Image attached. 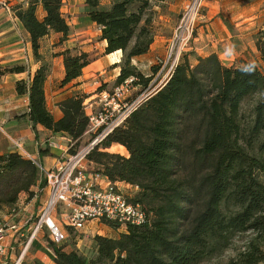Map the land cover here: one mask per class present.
Here are the masks:
<instances>
[{"label": "trees", "instance_id": "16d2710c", "mask_svg": "<svg viewBox=\"0 0 264 264\" xmlns=\"http://www.w3.org/2000/svg\"><path fill=\"white\" fill-rule=\"evenodd\" d=\"M152 1L83 0L82 11L99 28V40L105 41L104 53L121 51L116 86L129 77L130 87H145L150 80L132 59L146 53L153 42L148 12ZM62 5L63 0H17L9 7L40 63L26 79L16 80L15 90L28 97L23 116L35 133L41 125L53 135L65 136L67 151L74 154L88 132L83 105L87 95L74 93L59 100L61 116L54 119L44 91L50 64L40 53L43 36L56 32L61 42L70 33ZM253 41L264 62V27ZM57 55L63 57L61 86L80 76L91 61L87 52L71 53L69 48ZM151 70L155 74L159 68ZM24 71L22 64L0 65V78ZM105 85L97 90H105ZM245 100L250 101L247 122ZM112 144L122 145L128 154L104 150ZM38 153L51 154L47 146ZM87 160L111 181L136 187L131 199L147 218L117 237L94 234L89 256L48 242L55 264H199L220 255L235 234L246 231H252V237L219 264H264V71L256 63L240 60L227 65L215 53L181 54L161 87L96 143ZM45 185L31 160L17 151L0 154V211L13 206L21 193L27 200L36 194L39 204ZM102 222L117 229L111 221Z\"/></svg>", "mask_w": 264, "mask_h": 264}, {"label": "rangeland", "instance_id": "374dc122", "mask_svg": "<svg viewBox=\"0 0 264 264\" xmlns=\"http://www.w3.org/2000/svg\"><path fill=\"white\" fill-rule=\"evenodd\" d=\"M82 1L83 0H63V4L65 5L63 8V14L67 22H70L69 37H67L65 40H62L61 42L60 37H55L54 39L48 38L44 43L46 45L49 44V46H55V48H53L55 49V52H59L64 48H69L71 53L82 51L81 47L84 45H92V50L87 53L89 54L90 58H93L100 55L103 47L99 42V35L96 34L95 27L90 24L87 16H85V13L82 11V6H79ZM190 1L191 0H153L151 2V8L148 12L151 14L153 32L155 36H163L166 39L164 52L157 53L154 56L139 62L137 66H135L136 69L141 72V74H143L145 77H149L150 80L147 82L145 87H143V85H135L130 88H127V86L123 87L121 103L116 109L111 110V120H114L121 114L124 108L123 105L126 104L127 98H130L129 100H134V95V98L146 97L155 89L159 88L166 81V79H168L171 69L177 63L181 54L183 53L195 52L197 55L201 56H203L205 52L209 53L210 50L219 51V53H222V49H228L229 46L232 45L234 47L232 50L247 51L252 59L255 58L253 51H251L252 48L255 51L253 46V37L257 30L261 28L263 23H257L254 16L258 10H261L262 6L264 5V0H202L200 10L198 11L193 23L192 38L185 46L182 47L181 45L174 44L173 36L176 32L177 26L180 23L184 8ZM215 21H217L218 24H216ZM209 22H212V24ZM74 32L79 33L74 34ZM200 33L204 36L201 44H199V41L196 39ZM205 35H208V37L206 38ZM51 42H53L52 45H50ZM203 45L206 46L197 53L196 49ZM48 57H50L49 54ZM120 58L121 57H118V55H114L111 56L110 60H120ZM189 58L191 62H194V57L192 55H189ZM157 59H161L163 62L166 61V64L161 67V64H157ZM47 61L51 62V60ZM234 61L238 62L236 59H234L232 61L223 60V63L230 65V63H234ZM151 66L158 67V72L153 74ZM259 66L262 71H264V62L263 65ZM115 72V70L108 67V69H106L101 75L88 80L90 84L83 87L85 91H82V88L80 89L81 94L93 90L89 93L91 95L90 99L85 100L84 102L88 112L89 109L95 113L101 111L103 102L98 100L97 88L101 84H106V89L104 91H108L111 94L116 87L115 79L117 76L115 75ZM247 101L248 100H245L242 104V111L244 120L246 122L248 121V105L250 104V101ZM96 132L97 131L89 130L83 137V144L80 146V148L86 147L92 140L90 139V136L94 135L95 137ZM51 140L66 147L69 144V141L64 139L60 140V138H53ZM61 149H63L62 146L53 147L55 152H60ZM104 150L119 153L124 156L128 154L125 148H120L119 144H112L110 147ZM86 167L90 171H96L98 169V167L90 161L87 162ZM119 186L120 190L125 196H130L133 194L130 188L126 189L121 185ZM19 197L18 205L16 206V213H20V216L23 219H26L32 215V220H34L38 207L36 198L27 200L24 193H21ZM24 206H26V208ZM13 218L18 219V216H14ZM97 231L99 235L103 236H109L113 234L118 235L120 233L119 231L108 232L106 229L100 230L99 228L95 229L93 233L96 234ZM19 232L24 234V236H19L18 239V243L20 244L21 248L18 249V246H16L17 244H15L14 262L6 261L5 264H15V261H17L25 246L26 235L29 234L26 230V226L22 227ZM93 233H88L87 237H83L82 234L80 235L74 232L72 229L64 227L65 239L58 245L62 246L65 250H76L78 253L89 256L91 255L92 247L89 241V235ZM39 234H41V236L38 238V241H32L31 245H29L27 249L26 253H31L29 255L35 256L33 254L36 252H39L44 256L45 254L48 255L44 247H50L48 245V242H51L49 232L46 228H44L39 232ZM252 235V231L235 234L232 237L229 247L225 251H223L220 255L208 260H204L199 264H219L227 261L231 257L235 256L236 252L241 249L240 247L243 245V243L249 240ZM51 257L53 258L52 255ZM22 259L20 264H42L41 261L36 257H33L29 261L26 260L25 253Z\"/></svg>", "mask_w": 264, "mask_h": 264}, {"label": "built area", "instance_id": "2783aa9c", "mask_svg": "<svg viewBox=\"0 0 264 264\" xmlns=\"http://www.w3.org/2000/svg\"><path fill=\"white\" fill-rule=\"evenodd\" d=\"M201 1L191 0L185 6L173 36L174 44L183 47L192 38L193 23L200 10ZM157 64H161L163 67L166 61L157 59ZM131 82L132 77L127 78L116 86L111 94L104 90L97 92L98 100L103 102V107L98 113L92 111L87 113L89 118L87 131L97 132L86 147L78 149L74 154H69L67 151L69 145L66 147L53 140L47 142L49 149H53L54 146L63 147L61 160L52 168L45 169L38 160L23 150L20 140L10 138L15 151L31 160L38 167L46 179V185L44 197L38 204L34 220H32V215L23 219L20 213H16L18 202L11 206L6 217L0 220V264L6 263L7 250H14L13 242L16 235L24 236L19 232L24 226L29 234L26 235L21 257L44 228L49 232L50 241L58 245L65 239L64 227L87 237L86 224L92 220L111 221L117 225L120 232L125 231L129 225H141L145 222L147 218L145 210L139 204L134 203L131 196H125L122 193L119 182H113L101 172L90 171L86 167L87 154L92 147L114 127L120 125L136 105L145 98H135L134 100L127 98L121 114L111 120V110L116 109L121 103L123 87L130 88ZM83 105L85 110V104L83 103ZM0 131H3L1 124ZM67 141H69L68 138ZM33 198H36V194ZM14 216H18V219H14ZM46 250L53 255L51 247H47Z\"/></svg>", "mask_w": 264, "mask_h": 264}, {"label": "crops", "instance_id": "0c3cea01", "mask_svg": "<svg viewBox=\"0 0 264 264\" xmlns=\"http://www.w3.org/2000/svg\"><path fill=\"white\" fill-rule=\"evenodd\" d=\"M16 1L17 0H0V65L12 66L16 64H22L26 67V71H24L23 73H7L1 76L0 78V124L2 125L3 128V131H0V154L15 151L10 138L20 140L23 150H25L26 153H28L30 156L38 160L45 169H49L54 167L61 160V156H62L61 151L55 152L52 148H50L49 151L51 154L41 157L38 153L39 148L47 146V142L53 138H57V139L60 138V140L62 139L67 140V138L65 136L53 135L48 129L44 128L41 125L37 126V130L35 133V131L31 127V122L28 119V117L23 116L28 112V97L25 94L24 95L17 94L15 90V82L19 78L26 79L27 72L29 71L30 74H32L38 68L40 63L36 62L33 58L29 36L27 32L24 30L20 21L13 16L9 8ZM103 3H106V1H103ZM64 6L65 5L63 4L61 7L62 14H63ZM79 6L83 7V1L82 3L79 4ZM38 11L39 13H41L40 8ZM254 18L257 23L259 24L263 23L261 28L264 27V5L262 6L261 10L257 11ZM209 23L212 24V22ZM215 23L218 24L217 21H215ZM68 24H70V22H68ZM90 24H92L95 27L96 34L100 35V30L96 26V24L93 22H90ZM78 33L79 32L76 33L74 32V34H78ZM60 36L61 35L59 33L50 32L49 34L43 36L40 39V45H41L40 53L42 54L45 60H51V62H49L50 70L44 83V91H45L46 106L53 115L54 119H58L61 116V111L56 105V103L59 100L69 97L74 93H78V92L80 93L81 88L83 89L85 85L88 86L90 84L88 80H91L93 79V77L101 75L103 72H105L106 69H108V67L115 70L116 71L115 75L117 76L119 74V66H116V64H118L120 60L119 59L110 60V59L111 56L114 55H118V57H121L120 50L114 51L109 54H105L104 53L105 41L100 40L99 42L103 47L100 55L91 58L90 63H88L82 69V73L80 76L73 79L69 83L61 86L60 81L62 80L64 75L63 57L62 55H57V53L61 52L65 48L59 52H55V49H53L55 48V46H49V44L46 45L44 43L48 38L54 39L55 37L59 38ZM203 37L204 36L201 35L200 33L196 38L199 41V44H201V42L203 41ZM205 37L207 38L208 35H205ZM165 40L166 39L163 36H154L153 42L151 43L149 50L144 54L135 56L132 59V63L135 66H137L139 62L146 60L157 53L164 52ZM52 44L53 42L50 43V45ZM206 45L197 48L196 49L197 53L198 51L202 50V48L205 47ZM91 47L92 45L89 46L84 45L81 47V49L84 52H89L90 50H92ZM233 48L234 47L230 45L228 49L226 48L222 49L221 51L222 53L213 50H210L209 53L217 54L218 57L222 60V62L223 60L232 61L236 59L237 61L244 60V61L256 63L258 66L263 65V62L259 56L258 51L255 49V46H254L255 51L251 47L252 48L251 51H253L255 55L254 59H252L251 56H249V53L247 51L244 50L236 51V50H232ZM207 53L208 52H205L204 54L207 55ZM48 54L50 57H48ZM232 63L233 62H231L230 64ZM82 91L85 90L83 89ZM91 91L93 90H90L85 93L82 92L83 94L87 95V98L85 100L90 99L91 95L89 93ZM90 111L91 109H89V112ZM85 112L86 114L88 113L87 108H85ZM120 185L125 187L126 189L130 188L133 194L137 191L136 187L131 186L129 184L120 183ZM133 194L130 196L132 197ZM24 207L26 208V206ZM9 209L10 207H4L0 211V220L6 217V215L9 212ZM98 228L100 230L106 229L108 232L119 231L118 229L111 228L110 226L104 224L101 221L97 222L92 220L87 222L86 224L87 233H91V232L93 233L94 230ZM94 234L95 233L90 234L89 237L91 238V236H93ZM96 234H98V231L96 232ZM40 236L41 234H38L35 240L38 241V238ZM117 236H118L117 234L116 235L113 234V235H109L108 237H117ZM18 239H19V235L17 234L16 239L13 242L14 250H15V244H17L16 246H18L17 247L18 249L21 248L20 244L18 243ZM89 241L91 243V240ZM46 248L44 247L45 250ZM14 250L13 251L9 249L7 250L5 256L6 261L14 262V257H15ZM26 252L27 250H25L24 253L26 256V260L28 261L31 260L33 257H36L38 260L41 261L42 264H55L51 257V254L47 252V250L46 252L48 253V255L45 254V256L41 255L39 252L33 254L35 256L29 255L31 253L29 252L26 253ZM24 253L22 257L21 254L19 255L17 261H15V264H20L21 259L24 257Z\"/></svg>", "mask_w": 264, "mask_h": 264}, {"label": "bare ground", "instance_id": "6f19581e", "mask_svg": "<svg viewBox=\"0 0 264 264\" xmlns=\"http://www.w3.org/2000/svg\"><path fill=\"white\" fill-rule=\"evenodd\" d=\"M121 149H124V147L122 145H119Z\"/></svg>", "mask_w": 264, "mask_h": 264}, {"label": "water", "instance_id": "95a60500", "mask_svg": "<svg viewBox=\"0 0 264 264\" xmlns=\"http://www.w3.org/2000/svg\"><path fill=\"white\" fill-rule=\"evenodd\" d=\"M160 87H161V86H160ZM155 90H156V89H155ZM155 90H154V91H155Z\"/></svg>", "mask_w": 264, "mask_h": 264}]
</instances>
